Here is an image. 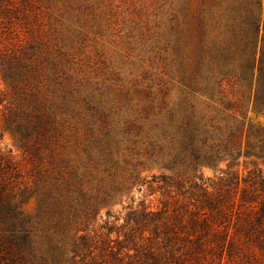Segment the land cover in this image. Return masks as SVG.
Wrapping results in <instances>:
<instances>
[{
  "label": "trees",
  "instance_id": "1",
  "mask_svg": "<svg viewBox=\"0 0 264 264\" xmlns=\"http://www.w3.org/2000/svg\"><path fill=\"white\" fill-rule=\"evenodd\" d=\"M48 3L0 0V77L24 99L1 120L33 184L6 190L21 167L0 156L10 264H264V175L197 170L241 154L264 164V126L246 119L248 106L264 115V0H199L182 98L148 88L121 129L74 74ZM146 163L171 173L140 178ZM32 196L34 223L20 210Z\"/></svg>",
  "mask_w": 264,
  "mask_h": 264
},
{
  "label": "rangeland",
  "instance_id": "2",
  "mask_svg": "<svg viewBox=\"0 0 264 264\" xmlns=\"http://www.w3.org/2000/svg\"><path fill=\"white\" fill-rule=\"evenodd\" d=\"M198 4L199 0H49L47 5L50 19L56 21L54 27L63 40L59 44L71 55L74 74L89 82L91 87L96 84L92 104L109 114L121 129L122 120L134 116L145 103L148 88L156 93L159 87H167L173 101L182 98L178 87L187 74L189 33L194 29ZM205 18L210 20L211 16ZM197 104L198 110L202 111L205 105ZM21 106L23 110V96L14 95L0 77V156L12 157L21 167L11 180L12 184L6 186V190L12 189L16 194L33 188L26 172L30 166L18 138L4 128L1 118L8 115V110ZM246 119L253 126H264V115L253 113L250 106L246 110ZM118 137L122 139L119 134ZM232 163L239 178L253 165L264 175L261 161L242 154L231 163L224 160L213 165H199L197 170L204 179L214 180ZM2 170L0 172L4 173ZM170 173L162 165L146 163L139 177ZM129 195L137 202L148 192L144 188ZM146 199L153 201L155 196ZM153 205H156L155 201ZM112 209L119 210L120 206ZM20 210L36 222L35 196L21 204ZM3 216L5 218L0 220V264H10V241L3 237L10 227L8 215L3 212ZM23 243L20 241L21 245ZM37 247H40L39 241H36ZM35 255L37 263L44 257L37 251Z\"/></svg>",
  "mask_w": 264,
  "mask_h": 264
}]
</instances>
